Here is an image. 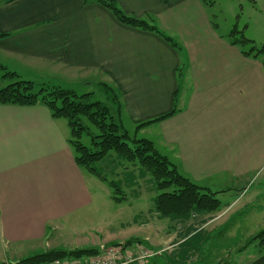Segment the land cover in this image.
<instances>
[{"label":"crops","instance_id":"1","mask_svg":"<svg viewBox=\"0 0 264 264\" xmlns=\"http://www.w3.org/2000/svg\"><path fill=\"white\" fill-rule=\"evenodd\" d=\"M116 2L130 17L153 19L182 50L119 23L96 0H0V64L36 83L107 85L118 96L121 124L134 129L169 113L178 89L177 112L137 135L149 140L156 126L161 153L182 176L205 185L222 175L217 180L227 186L215 192L247 196L249 175L264 166L261 60L242 56L213 30L200 0ZM68 139L67 122L53 119L45 106L0 105V263L57 249L50 233L88 213L91 186L98 185L76 166ZM254 191L235 214L255 204L264 209L257 202L264 201L263 189ZM141 240L155 250L150 239ZM125 241L93 240L86 248Z\"/></svg>","mask_w":264,"mask_h":264},{"label":"rangeland","instance_id":"2","mask_svg":"<svg viewBox=\"0 0 264 264\" xmlns=\"http://www.w3.org/2000/svg\"><path fill=\"white\" fill-rule=\"evenodd\" d=\"M202 6L211 21L213 30H218L219 34L226 36L236 25L238 30L243 31V36L252 41L255 47L264 46V0H213L211 7L203 4ZM259 59L262 62L264 55ZM8 71L13 72L9 69ZM4 73L0 70V89L17 80L27 81L25 77L2 78ZM32 82L36 86L50 83ZM74 91L78 95L93 93V100L104 103L110 108L114 120L117 118L115 110L107 102L106 96L98 86H75ZM84 122L91 133L96 135L97 130L88 125L86 121ZM124 128L130 137L134 135L135 129L128 123L125 122ZM158 132L156 126L149 128V141L162 154L161 149H164V143ZM147 136L138 134L137 138H147ZM90 141L91 138L87 134H83L80 140L81 144L86 147H90ZM94 167L105 181L90 176L93 177L91 179L95 180L98 188L93 191L94 187L91 186L93 203L88 213L69 225L72 228L67 227L57 233H50L56 237L57 247L53 248L73 250L86 248L93 240L118 242L132 237L150 239L157 251L153 257L146 258L141 264H167L165 257L173 258L174 264H252L254 260L264 255V248L261 249L256 244L240 251L250 236L264 229V209L257 211L262 206L255 204V207L248 212L241 213L240 211L235 214L244 205L249 204L250 199L248 198L255 192L254 190L262 188L264 191V166L249 175L248 188L251 189L247 196H241V199L233 196L235 190L226 192L229 194L215 192L227 186L217 180H221L222 175H216L214 178H219L213 179L212 184L198 183L199 187L211 189L212 193H216L215 198L220 202L218 213L210 215L194 213L179 220L163 218L155 212L154 198L159 194L155 182L152 176L137 164L122 161L116 158L115 154H110L108 158L95 164ZM109 183H114L120 192H116ZM232 185L240 186L237 183ZM262 196L264 199V193ZM115 198L120 200L115 201ZM259 199L258 204H263L262 197ZM226 218L225 223L230 221L227 226L223 227L224 223L214 228V225ZM171 234L175 237L170 238ZM164 239H169L166 245L162 244ZM179 241L183 244L178 245ZM132 246L133 254L139 250L145 251L143 246L136 244Z\"/></svg>","mask_w":264,"mask_h":264},{"label":"trees","instance_id":"3","mask_svg":"<svg viewBox=\"0 0 264 264\" xmlns=\"http://www.w3.org/2000/svg\"><path fill=\"white\" fill-rule=\"evenodd\" d=\"M96 1L107 9L119 23L142 31L152 32L161 37L172 48L177 51L182 50L180 44L162 32L153 19H136L126 15L119 8L116 0ZM200 1L207 7L213 5V0ZM225 38L231 46L237 47L241 55L246 58L257 60L264 55V46L255 47L252 41L243 36V31L238 30L236 25L232 27ZM261 64L264 69V60ZM0 70L5 72L2 78H18L16 73L8 71L1 64ZM182 70L183 68L179 69L178 73L179 86ZM98 87L106 96L107 102L115 110L117 117L115 120L108 106L100 101L93 100V93L78 95L73 88L57 84L36 86L31 81L17 80L0 89V105L25 107L43 105L49 110L53 119L65 120L69 129L68 144L73 151L76 166L102 181H105V179L97 172L94 165L108 158L110 154H115L116 158L122 161L137 164L145 172H148L155 182L159 194L154 198V209L160 217L179 220L194 213L211 214L219 211L220 202L215 198L216 193L203 189L182 176L176 166L155 149L151 141L146 138H137L140 129L170 118L177 112L178 89L174 94L172 110L154 120L139 124L134 135L130 137L118 119L121 109L118 96L107 85L100 84ZM84 121L97 130L96 135L91 133ZM83 134L90 136V147L81 144L80 140ZM109 185L115 188L116 192H120V189L116 188L114 183H109ZM119 200V198H115V201ZM228 223H225L223 227L227 226ZM135 244L143 246L146 251L157 252L146 241L139 238H129L122 243L123 246L127 247ZM252 244H256L261 249L264 248V229L250 236L240 251ZM118 245L120 244L111 243L106 246ZM97 251L98 249L94 247L73 250H47L21 259L15 264H47L56 259L92 256ZM252 264H264V255L254 260Z\"/></svg>","mask_w":264,"mask_h":264},{"label":"built area","instance_id":"4","mask_svg":"<svg viewBox=\"0 0 264 264\" xmlns=\"http://www.w3.org/2000/svg\"><path fill=\"white\" fill-rule=\"evenodd\" d=\"M133 246H102L97 253L88 257L56 259L47 264H141L156 253L139 250L132 252Z\"/></svg>","mask_w":264,"mask_h":264},{"label":"water","instance_id":"5","mask_svg":"<svg viewBox=\"0 0 264 264\" xmlns=\"http://www.w3.org/2000/svg\"><path fill=\"white\" fill-rule=\"evenodd\" d=\"M0 264H6V263H0Z\"/></svg>","mask_w":264,"mask_h":264}]
</instances>
